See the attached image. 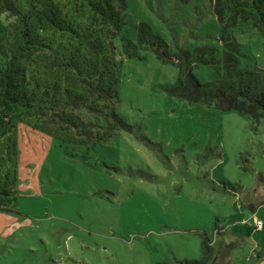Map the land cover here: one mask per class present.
Here are the masks:
<instances>
[{"label":"rangeland","instance_id":"obj_1","mask_svg":"<svg viewBox=\"0 0 264 264\" xmlns=\"http://www.w3.org/2000/svg\"><path fill=\"white\" fill-rule=\"evenodd\" d=\"M127 2L123 32L133 38L147 22L174 50L223 45L209 0ZM10 20L0 12V36ZM235 34L243 67L264 69V37ZM123 61L117 107L133 128L89 157L19 124L17 212L0 211V264H176L201 257L217 224L239 241L230 264H256L264 204L241 205L264 190V119L254 129L249 115L174 94L178 66L153 50ZM193 70L202 82L215 77L212 65Z\"/></svg>","mask_w":264,"mask_h":264},{"label":"trees","instance_id":"obj_2","mask_svg":"<svg viewBox=\"0 0 264 264\" xmlns=\"http://www.w3.org/2000/svg\"><path fill=\"white\" fill-rule=\"evenodd\" d=\"M209 2L222 28V47L174 50L147 22L137 25L136 38L123 32L127 0H0V12L11 17L0 36V211L17 212L19 124L51 134L84 157L121 130H132L117 104L123 58L140 56V49L177 64L174 94L237 110L258 129L264 69L243 67L235 31L256 29L264 37V0ZM198 64L212 65L214 79L202 82L193 70ZM259 177L264 181V174ZM262 204L264 190L258 201L241 206L255 211ZM227 231L217 224L214 238L203 236L201 257L176 264H230L239 241L228 240Z\"/></svg>","mask_w":264,"mask_h":264},{"label":"crops","instance_id":"obj_3","mask_svg":"<svg viewBox=\"0 0 264 264\" xmlns=\"http://www.w3.org/2000/svg\"><path fill=\"white\" fill-rule=\"evenodd\" d=\"M39 138H41V137H39ZM255 215L258 217V218H260L257 214H256V212H255ZM261 219V218H260ZM257 229V228H256ZM229 240V239H228ZM235 249V248H234ZM234 251V250H233ZM255 253L253 252V255H254ZM257 262H256V264H264V258H262V257H264V251L263 252H257Z\"/></svg>","mask_w":264,"mask_h":264},{"label":"built area","instance_id":"obj_4","mask_svg":"<svg viewBox=\"0 0 264 264\" xmlns=\"http://www.w3.org/2000/svg\"><path fill=\"white\" fill-rule=\"evenodd\" d=\"M255 219H256V228L257 229H260L263 227L264 225V222L262 219L258 218L256 215H255Z\"/></svg>","mask_w":264,"mask_h":264}]
</instances>
